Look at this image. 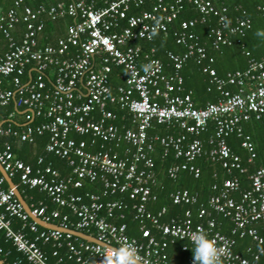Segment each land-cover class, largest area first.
Instances as JSON below:
<instances>
[{"label": "built area", "instance_id": "1", "mask_svg": "<svg viewBox=\"0 0 264 264\" xmlns=\"http://www.w3.org/2000/svg\"><path fill=\"white\" fill-rule=\"evenodd\" d=\"M184 1L198 16L178 23L172 36L184 52L167 54L170 71L164 72L154 50L142 52L140 41L150 42L154 29L165 35ZM217 1L28 0V5L13 0L0 13V33L6 44L0 52V168L9 180L17 179L14 187H19L20 197L25 189H34L54 206L50 209L42 200L24 195L27 214L14 191L3 187L5 180L0 176V232L27 264H60L62 248L72 264H101L109 249L125 242H135L139 264H169L168 244L185 241L193 249L191 234L199 229L223 249V264H258L264 255V165L249 175L248 187L240 190L232 174H242L243 169L225 138L234 135L248 154L247 162L254 159L253 144L242 124L264 114V57L254 60L244 52L243 69L216 76L212 58L191 29L214 17L207 37L211 49L218 50L230 46L233 37L250 26L243 17L228 22L225 7L215 6ZM258 9L264 12V6ZM44 19L68 23L61 37L39 46L36 36ZM16 25L22 28L14 39L10 31ZM189 58L197 65L204 63L200 70L218 93L215 102L200 108L182 89L180 70ZM111 74L117 84L110 85ZM9 105L19 110L22 124L5 111ZM209 124L212 134L204 143L198 136ZM152 126L175 131L149 134ZM43 135L47 137L44 152L62 160L66 175L42 164V157L33 168L14 156L9 139L30 145ZM156 147L162 156L172 154L165 169L172 181L182 171L197 178L192 162L200 157L218 163L229 178L220 187L213 185L215 193L201 203L185 189L171 192L170 203L186 208L164 219V208L147 209L156 198L151 191L156 185L152 161ZM85 183L96 190L72 192ZM127 208L138 237L127 236L123 223L109 221L122 219ZM214 214L230 224L227 234L220 231ZM30 217L58 229L39 227ZM12 220L19 222V228H13ZM66 231L81 232L100 244ZM243 237L254 245L253 250H244L246 256L234 250L236 239ZM46 245L49 254L42 249ZM186 264H193V259Z\"/></svg>", "mask_w": 264, "mask_h": 264}, {"label": "trees", "instance_id": "2", "mask_svg": "<svg viewBox=\"0 0 264 264\" xmlns=\"http://www.w3.org/2000/svg\"><path fill=\"white\" fill-rule=\"evenodd\" d=\"M166 1V0H165ZM13 0H0V8L5 12L12 6ZM24 4L30 5L28 0H23ZM51 2V1H50ZM221 4L226 9V17L228 22L232 23L236 17H243L249 20V29L245 30L241 36L233 37V42L230 46L220 47L218 50H212L209 45V39L207 37L210 27L215 24V18L212 16L207 17L204 23H196L191 29L196 42L204 47L206 54L212 58L211 68L215 71L216 76L224 77L226 73L233 70H241L245 67L246 57L243 55L244 52L248 53V57L259 60L264 57V37L257 36V32L264 30V12H261L258 8L264 6V0H218L215 4L217 6ZM148 3H145L144 9H147ZM243 11V15L239 11ZM197 12L192 6L184 1L182 10L178 14L177 18L169 25L165 35L156 33L153 35L150 42L140 41V48L142 52H146L148 49L154 50V57L158 59L162 65H164V72H169L170 69L167 67L169 61L167 54H180L184 52V48L181 45H177L174 42L172 33L177 30L178 23L182 20L197 18ZM42 32L36 36L37 44L39 46L45 44H52L54 40L63 35V27L68 23L65 19H60L54 22L44 19ZM22 26L16 25L13 30L10 31V35L17 39L19 38ZM0 38L3 41L4 48L6 47L5 40L0 33ZM238 41V42H236ZM5 50V49H4ZM205 62V61H204ZM197 65L193 58H189L182 69L180 70V76L182 79V89L185 94H189L192 103L195 108L203 107L206 103L215 102L218 98V93L214 87L209 84L208 76L201 72V67ZM167 65V66H166ZM25 79V78H24ZM110 85L117 84L118 81L114 79L113 75H110ZM229 88V87H228ZM232 89V88H230ZM6 112H12L14 119L17 124H22L20 119L21 115L19 110H15L9 105ZM0 118V123H1ZM174 132L171 128H165L164 126H152L148 130L149 134H159L160 136ZM242 131L248 135L252 144L253 152L255 154L254 159L251 162H247V152L240 148V140L234 135H230L225 138V144L229 148L230 152L237 156L240 165L243 169L242 174L233 173L232 176L238 180V187L240 190L248 187L249 175L258 167L264 165V114L258 120L250 119L249 121L242 124ZM212 134V126L209 124L205 131L201 133L198 138L205 143L206 139ZM47 137L45 135L35 137L34 142L30 145L18 143L14 139H9L11 144L12 152L14 156L21 160L23 163L36 167V159L42 157V164H50L54 169L58 170L61 176L66 175L67 170L62 160L46 154L44 152V144ZM77 139H80L79 137ZM83 139V137H81ZM153 170L156 179V185L152 188V193L155 194V201L147 204V209L155 212L161 208L165 209V217L167 219L172 215H179L186 208L182 205H172L168 199V195L177 190L185 189L190 194L194 195L199 203L204 202L205 199L215 193L211 189L213 185L220 187L221 182L227 178V175L219 166L218 163H211L206 158L200 157L192 162V165L198 169V176L194 178L191 173L187 171L180 172L174 181L168 179L165 175L166 167L172 162V154L168 152L165 156L161 155V151L158 147L155 148V153L152 155ZM12 183L18 185L17 179L12 178ZM6 184L3 187L6 188ZM19 187H17V190ZM96 190L95 185L84 184L79 190H72L75 194H82L86 192H94ZM31 196L33 199L42 200L48 208H54L44 196L43 193L37 192L34 189L24 190L23 196ZM236 193L232 194V197L236 199ZM64 212V210H60ZM216 222L218 223L219 229L222 233L227 234L230 228V224L227 220L222 219L219 215H213ZM112 223L119 224L123 223L126 227L125 233L129 237H138L136 223L131 218V211L127 208L123 211L122 219H110ZM13 228H19V222L12 220ZM24 232V231H23ZM260 232V231H259ZM261 234V232H260ZM27 236H29L27 234ZM186 245L187 249L181 251V247ZM249 247L251 250L254 249V245L247 238L243 237L236 239V245L234 250L243 256L247 254L244 250ZM46 254H49V246L42 247ZM0 260L3 264H11L12 262H18V264H27L21 255L15 251L11 244L4 239L3 234L0 232ZM58 254L62 257L60 264H72L71 260L65 258V250L59 249ZM167 262L169 264H186L188 259H193V249L185 241H174L168 244L166 249ZM52 262L53 259L49 258ZM258 264H264V255L259 258Z\"/></svg>", "mask_w": 264, "mask_h": 264}, {"label": "clouds", "instance_id": "3", "mask_svg": "<svg viewBox=\"0 0 264 264\" xmlns=\"http://www.w3.org/2000/svg\"><path fill=\"white\" fill-rule=\"evenodd\" d=\"M155 29L153 35H155ZM257 36L264 37V30ZM193 248V264H223L224 251L218 248L216 242L210 239L202 229L191 234ZM101 264H139L138 249L135 242L122 243L119 248L109 249L103 256Z\"/></svg>", "mask_w": 264, "mask_h": 264}, {"label": "water", "instance_id": "4", "mask_svg": "<svg viewBox=\"0 0 264 264\" xmlns=\"http://www.w3.org/2000/svg\"><path fill=\"white\" fill-rule=\"evenodd\" d=\"M0 174L1 176L4 178L5 180V183L6 185L8 186V188L12 189L14 191V194H15V197L17 198V200L19 201V203H21V205L23 206V210L28 214V209L26 207V204L23 202L22 198L20 197V195L18 194L16 188L14 187V184L12 183L11 180H9L5 174L2 172L1 168H0ZM30 219L35 222L39 227H42V228H47V229H58L56 226L54 225H51V224H44L42 222H40L37 218H32L30 217ZM70 234H72L73 236L79 238V239H82L84 241H87V242H91V243H98L100 244L99 242H97L94 238L92 237H89V236H86L84 235L83 233L81 232H75V231H66ZM0 264H3L2 261L0 260Z\"/></svg>", "mask_w": 264, "mask_h": 264}, {"label": "crops", "instance_id": "5", "mask_svg": "<svg viewBox=\"0 0 264 264\" xmlns=\"http://www.w3.org/2000/svg\"><path fill=\"white\" fill-rule=\"evenodd\" d=\"M2 11V9L0 8V12ZM63 30H64V27H63ZM4 45H3V41L1 40V38H0V52H2V51H4ZM0 176H1V174H0Z\"/></svg>", "mask_w": 264, "mask_h": 264}]
</instances>
